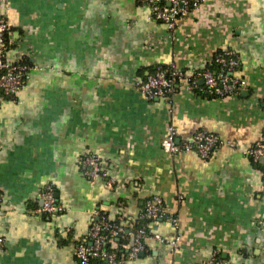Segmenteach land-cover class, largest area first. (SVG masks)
I'll return each instance as SVG.
<instances>
[{
  "label": "crops",
  "instance_id": "1",
  "mask_svg": "<svg viewBox=\"0 0 264 264\" xmlns=\"http://www.w3.org/2000/svg\"><path fill=\"white\" fill-rule=\"evenodd\" d=\"M0 16L12 26L9 58L38 65L0 101V264H80L93 222L104 214L130 234L154 195L166 218L149 231L180 233L179 250L149 238L125 264H204L214 252L264 264V163L244 154L264 139V0H202L173 31L142 0H0ZM225 48L240 59L241 93L202 96L182 82L149 99L138 89L158 66L200 71ZM171 125L181 139L203 129L225 144L209 158L169 155ZM87 154L115 185L81 173ZM47 184L65 209L55 215L34 212Z\"/></svg>",
  "mask_w": 264,
  "mask_h": 264
},
{
  "label": "built area",
  "instance_id": "2",
  "mask_svg": "<svg viewBox=\"0 0 264 264\" xmlns=\"http://www.w3.org/2000/svg\"><path fill=\"white\" fill-rule=\"evenodd\" d=\"M152 9L156 21L162 22L173 31L179 21L193 13L201 5L202 0H142ZM13 43L12 26L5 16H0V101L3 97H14L23 88L29 71L37 69L38 65L31 63L21 55L15 60L9 58ZM240 59L231 48L218 51L210 65L203 70L187 72L176 66H158L138 84L140 92L149 99L169 98L176 92L180 83H188L193 91L214 97H226L241 93L248 89L247 80L239 75ZM225 144V141L203 129H198L188 139H181L174 126H169L161 146L165 153L178 155L185 151H196L203 158H209L214 149ZM230 146H235L230 143ZM254 162L264 163V139L256 141L244 151ZM81 173L91 179L103 178L109 186L116 183V178L109 174L103 158L98 154H87L79 158ZM40 205L35 213L55 215L64 211L58 202L54 187L47 184L39 194ZM166 218L164 200L160 195L148 198L144 210L140 213V224L131 233L132 241L126 250L121 251L116 241L126 232V226L121 221H111L104 214L90 228L89 241L80 242L75 250V257L80 264H125L128 260L137 259L146 248V240L155 238L169 244L178 251L181 234L171 239H165L160 234H151L148 224ZM177 228L180 226L177 217L169 218ZM116 239V240H115ZM204 264H228L221 262L218 252Z\"/></svg>",
  "mask_w": 264,
  "mask_h": 264
},
{
  "label": "trees",
  "instance_id": "3",
  "mask_svg": "<svg viewBox=\"0 0 264 264\" xmlns=\"http://www.w3.org/2000/svg\"><path fill=\"white\" fill-rule=\"evenodd\" d=\"M155 70V69H154ZM151 72L153 71V69L152 70H150ZM197 94H199V95H202V96H208V97H214V96H212V95H205V94H202L201 92H199L198 90H196L195 91ZM129 233H127V232H125L124 234H123V236H121V237H119L116 241L119 243V246H120V250L121 251H124L125 249L122 247V244L124 243V241L125 242H127L128 241V238H129Z\"/></svg>",
  "mask_w": 264,
  "mask_h": 264
}]
</instances>
